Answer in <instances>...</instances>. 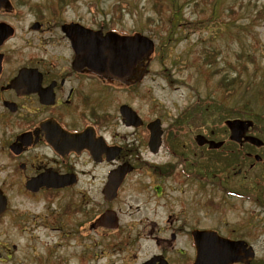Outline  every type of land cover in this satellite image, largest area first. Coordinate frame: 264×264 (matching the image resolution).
I'll return each mask as SVG.
<instances>
[{
  "label": "flooded vegetation",
  "instance_id": "flooded-vegetation-1",
  "mask_svg": "<svg viewBox=\"0 0 264 264\" xmlns=\"http://www.w3.org/2000/svg\"><path fill=\"white\" fill-rule=\"evenodd\" d=\"M8 1L10 8L0 6V28H13L0 36V192L6 197L0 264H193L194 229L243 239L239 227H227L222 219L218 226L199 224L190 194L194 155L203 149L210 190L208 145L196 148L179 124L142 112L147 57L114 78L82 64L85 50L69 39L82 28L126 35L141 33L142 26L129 29L121 17L97 18L96 4L89 18H65L73 10L68 0ZM16 18L30 20L22 34ZM121 105L139 119L124 118ZM154 119L160 126L149 124ZM151 127L161 131L159 137L151 139ZM206 133L214 137L213 130ZM236 150L249 156L252 148ZM242 172L238 165L233 175L225 172L226 180ZM37 176L47 181L28 188L26 182ZM10 213L13 218L5 219ZM253 259L247 264H262Z\"/></svg>",
  "mask_w": 264,
  "mask_h": 264
},
{
  "label": "rangeland",
  "instance_id": "rangeland-1",
  "mask_svg": "<svg viewBox=\"0 0 264 264\" xmlns=\"http://www.w3.org/2000/svg\"><path fill=\"white\" fill-rule=\"evenodd\" d=\"M33 1L36 2L32 5H47L50 0ZM212 2L213 0H209L210 4ZM215 2L212 7V4L205 5L200 0H188L183 9L184 18L180 22L182 26L176 30L175 39L168 45H163V37L167 31L159 30V24L164 28L167 26L166 14L156 13L153 0H68L67 3L73 10L69 9L63 16L72 18L80 13L89 18L90 5L96 4L93 11L97 18L121 17L123 25L129 29L142 26L141 33L155 41V51L148 64L149 71L143 81L146 84V98L140 101L142 112L145 115L155 113L163 117L162 123L166 124L196 101L206 109L203 114L208 123L204 125L215 129L216 138H223L228 133L223 127V121L233 118L227 110L235 104L246 102L255 113L264 112V0ZM196 4L198 5L194 6ZM56 19L63 20L60 16ZM28 21L30 22L29 18L15 19L19 34L25 31ZM206 48L214 51L216 56L213 63L208 65L207 62L202 67V71L196 66L200 60H196L200 51ZM235 76L234 93L221 101V92L216 90L217 83L220 79ZM218 111L223 117L222 122L216 124L215 115ZM261 123L263 122L257 124L259 132L255 135L263 139L264 125ZM188 136L194 139L192 135ZM160 155L164 156L165 153ZM194 157L195 168L201 169L202 161L197 160V154ZM228 160L230 162L229 157L216 161L209 158L211 169H216L217 174L224 167L233 172L232 166L227 165ZM246 174L243 180L242 175L238 176L242 185L236 181L238 177L231 179V189L241 191L237 196L224 195L223 206L220 208L205 204L210 199L208 195L214 191L202 189L196 182L192 188L194 192L191 190L190 194L194 193L195 215L200 218L201 226H218V220L222 219L227 222V227H239L243 238H248L246 241L255 251L253 260L264 263V206L252 201L253 196L264 200V164ZM212 187L217 191L215 186ZM243 189L248 194H243ZM9 198L12 206L14 199L10 192ZM12 218L11 213L5 217L7 220ZM242 224L245 228L247 225L250 227L248 233L240 226Z\"/></svg>",
  "mask_w": 264,
  "mask_h": 264
},
{
  "label": "water",
  "instance_id": "water-1",
  "mask_svg": "<svg viewBox=\"0 0 264 264\" xmlns=\"http://www.w3.org/2000/svg\"><path fill=\"white\" fill-rule=\"evenodd\" d=\"M10 8L8 0H0V6ZM11 33V27L7 24L1 25V38ZM71 44L81 45L86 56L82 64L87 65L91 70L99 74L110 75L120 78L128 74L134 64L145 55H149L153 49V41L139 33L132 35H118L113 32L91 31L80 29L77 37H70ZM77 48V47H74ZM121 113L126 118H131L133 110L127 106H121ZM158 124V120L150 122ZM230 135L232 140L240 141L242 138L255 144H261V140L255 136L244 135V132L251 125V121L243 119L228 120ZM160 130L151 127V139L159 136ZM197 143L203 144L206 139L203 135L197 134ZM209 147H217L221 141L209 140ZM122 173L119 174L121 178ZM47 181L44 176H37L26 182L28 188H34ZM5 208V197L0 193V211ZM193 237L196 244V259L193 264H229L234 261L248 263L253 256V251L246 242L242 240H228L221 238L211 230H194Z\"/></svg>",
  "mask_w": 264,
  "mask_h": 264
},
{
  "label": "trees",
  "instance_id": "trees-1",
  "mask_svg": "<svg viewBox=\"0 0 264 264\" xmlns=\"http://www.w3.org/2000/svg\"><path fill=\"white\" fill-rule=\"evenodd\" d=\"M188 0H153V8L155 9L157 14H166V28L162 27L160 24V32L164 30L165 32V37H163V45H168L170 41L175 39L174 34L176 30L182 26L180 23L181 20L184 18V6L187 5ZM200 2L204 3L205 5L209 3V0H200ZM212 7L216 4L215 0L211 3ZM209 3V5H211ZM198 4L194 5L197 6ZM203 5V6H205ZM211 10V9H210ZM165 25V24H164ZM201 54L198 55V60L199 63H197V67L201 68L202 71H204V67L207 62L208 65L213 63L215 61V56L216 53L208 48L202 49L200 51ZM196 64V63H195ZM204 64V65H202ZM203 77L205 78V73L203 74ZM236 81V76L233 78H227V79H220V81L217 83L216 90L221 92L220 100L225 101L229 97L232 96V94L235 91L234 87V82ZM211 103H214V100H211ZM210 105V104H209ZM215 106V105H214ZM204 111H206L205 107H201V103L196 102L187 108L182 115L179 117L178 123L182 125H186L185 128L188 129L189 131L196 129L198 127H203L204 124H207V120L204 117ZM228 113L232 114L233 117H239V118H247L252 121V127H251V132L253 134L258 133L259 130L256 128L257 124L260 122H263L261 124L264 125V112L262 114H257L255 113L250 106L245 102L243 104H235L234 107L229 108L227 110ZM222 113L221 112H216L215 115V123H221L222 122ZM221 119V120H220ZM214 122V121H213ZM211 122V123H213ZM223 127L226 128L225 125ZM260 127V126H259ZM264 141V138L262 139ZM225 157V156H224ZM212 160H214V157H212ZM233 159H230V162L228 160L227 165L230 166L232 165ZM214 162V161H213ZM228 171L230 170L229 168H225ZM216 169H213V173L215 172ZM225 172V171H224ZM246 193V192H245ZM262 202L260 198H256V201ZM264 264V263H262Z\"/></svg>",
  "mask_w": 264,
  "mask_h": 264
},
{
  "label": "bare ground",
  "instance_id": "bare-ground-1",
  "mask_svg": "<svg viewBox=\"0 0 264 264\" xmlns=\"http://www.w3.org/2000/svg\"><path fill=\"white\" fill-rule=\"evenodd\" d=\"M235 118H231V119H226V120H224L223 122V125H225L226 126V132H228L229 133V135H230V129H229V125L227 124V121L228 120H230V121H232V120H234ZM229 135H224L225 137H223V138H218L219 140H217V138H216V140H214V141H221V142H224V143H227V144H230V145H235L236 143H238V141H236V140H232V139H230L229 138ZM228 142H230V143H228Z\"/></svg>",
  "mask_w": 264,
  "mask_h": 264
}]
</instances>
